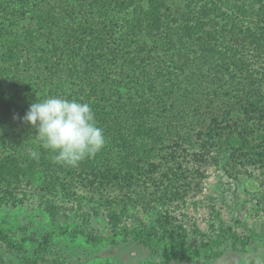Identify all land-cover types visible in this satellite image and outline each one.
Returning a JSON list of instances; mask_svg holds the SVG:
<instances>
[{
  "label": "trees",
  "instance_id": "1",
  "mask_svg": "<svg viewBox=\"0 0 264 264\" xmlns=\"http://www.w3.org/2000/svg\"><path fill=\"white\" fill-rule=\"evenodd\" d=\"M53 96L88 103L104 130L103 150L77 167L54 163L24 121L32 103ZM211 170L264 193V0H0V206L43 184L49 196L80 200L84 188L158 213L202 192ZM172 226L96 236L65 225L39 242L0 226V252L29 248L25 264H71L54 257L57 239L131 237L163 247L168 262H196L260 236L220 233L194 247Z\"/></svg>",
  "mask_w": 264,
  "mask_h": 264
},
{
  "label": "rangeland",
  "instance_id": "2",
  "mask_svg": "<svg viewBox=\"0 0 264 264\" xmlns=\"http://www.w3.org/2000/svg\"><path fill=\"white\" fill-rule=\"evenodd\" d=\"M165 155L161 148L155 152L157 161H164ZM254 173L262 175V171ZM225 175L220 171H209V177L202 183V192L189 191L186 204L159 207V214L105 203L94 195V190L84 188L78 190L80 200L63 199L61 194L49 196L40 190L43 184H37L39 188L27 190L23 202L10 201L0 206V226L9 230L15 241L32 237L39 242L45 234L65 225L96 236H112L124 225L153 227L169 220L176 231H187L186 245L194 247L210 241L211 235L230 233L246 237L255 232L260 236L252 239L245 248L227 243L196 262L182 259L168 262L163 247L147 248L133 243L131 237H119L115 245L98 246L81 236L59 238L54 257L65 258L71 264H264V193L254 197L246 182L230 184ZM224 188L229 189L228 194ZM162 225L159 226L161 231ZM8 253L6 250L0 252V264H25L26 259L34 256V251L29 248L11 256ZM8 256L10 261L5 260Z\"/></svg>",
  "mask_w": 264,
  "mask_h": 264
},
{
  "label": "clouds",
  "instance_id": "3",
  "mask_svg": "<svg viewBox=\"0 0 264 264\" xmlns=\"http://www.w3.org/2000/svg\"><path fill=\"white\" fill-rule=\"evenodd\" d=\"M24 121L36 129L39 147L51 152L61 167H77L106 145L91 106L76 99L53 96L32 103ZM28 153L33 159L40 155L36 148H29Z\"/></svg>",
  "mask_w": 264,
  "mask_h": 264
}]
</instances>
